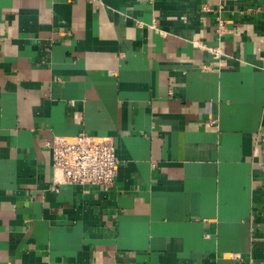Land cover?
<instances>
[{"label":"crops","instance_id":"1","mask_svg":"<svg viewBox=\"0 0 264 264\" xmlns=\"http://www.w3.org/2000/svg\"><path fill=\"white\" fill-rule=\"evenodd\" d=\"M0 264H264V0H0Z\"/></svg>","mask_w":264,"mask_h":264},{"label":"built area","instance_id":"2","mask_svg":"<svg viewBox=\"0 0 264 264\" xmlns=\"http://www.w3.org/2000/svg\"><path fill=\"white\" fill-rule=\"evenodd\" d=\"M218 32L224 21L216 17ZM218 54L217 49H213ZM209 123H213L210 121ZM52 166L57 174L55 183L91 184L108 189L113 185L119 169L115 146L109 137L89 135L83 131L71 137H55L50 144ZM240 259V253L231 256Z\"/></svg>","mask_w":264,"mask_h":264}]
</instances>
